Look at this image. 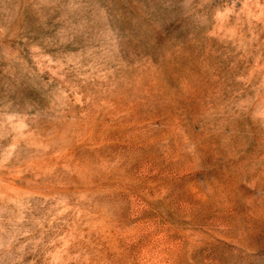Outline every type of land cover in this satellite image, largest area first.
<instances>
[{
	"label": "rangeland",
	"instance_id": "374dc122",
	"mask_svg": "<svg viewBox=\"0 0 264 264\" xmlns=\"http://www.w3.org/2000/svg\"><path fill=\"white\" fill-rule=\"evenodd\" d=\"M0 264H264V0H0Z\"/></svg>",
	"mask_w": 264,
	"mask_h": 264
}]
</instances>
